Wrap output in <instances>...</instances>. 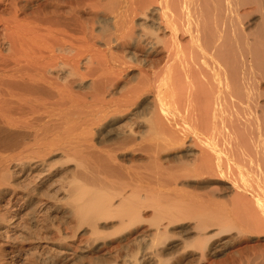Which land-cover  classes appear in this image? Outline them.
Segmentation results:
<instances>
[{"label": "bare ground", "instance_id": "obj_1", "mask_svg": "<svg viewBox=\"0 0 264 264\" xmlns=\"http://www.w3.org/2000/svg\"><path fill=\"white\" fill-rule=\"evenodd\" d=\"M0 264H264V0H0Z\"/></svg>", "mask_w": 264, "mask_h": 264}]
</instances>
